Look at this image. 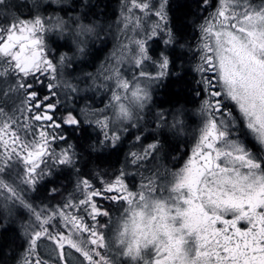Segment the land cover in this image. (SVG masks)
Wrapping results in <instances>:
<instances>
[{"label":"snow or ice","instance_id":"obj_1","mask_svg":"<svg viewBox=\"0 0 264 264\" xmlns=\"http://www.w3.org/2000/svg\"><path fill=\"white\" fill-rule=\"evenodd\" d=\"M118 7L0 0V264H264V0Z\"/></svg>","mask_w":264,"mask_h":264},{"label":"trees","instance_id":"obj_2","mask_svg":"<svg viewBox=\"0 0 264 264\" xmlns=\"http://www.w3.org/2000/svg\"><path fill=\"white\" fill-rule=\"evenodd\" d=\"M98 6L103 10V15H105L108 19H111V15L109 14L110 10H113V5L115 0H96ZM119 5V0L117 1L116 5ZM110 8L109 10H107ZM106 51V50H105ZM102 52V51H101ZM105 53V52H104ZM163 95V89L161 90ZM3 240H0V243H3Z\"/></svg>","mask_w":264,"mask_h":264},{"label":"rangeland","instance_id":"obj_3","mask_svg":"<svg viewBox=\"0 0 264 264\" xmlns=\"http://www.w3.org/2000/svg\"><path fill=\"white\" fill-rule=\"evenodd\" d=\"M117 1H118V0H115L114 5H113V10H110V12H109V14L111 15V19H114V18H115V17L112 15L114 12L117 13V14H118V12H119L118 4L116 5ZM109 9H110V8H108L107 10H109ZM109 19H110V18H109ZM111 19H110V20H111ZM107 47H108V49H110V48L112 47V41H111V40L109 41V44H108ZM104 52H105V50L102 51V52L100 53L101 59L103 58V55L105 54Z\"/></svg>","mask_w":264,"mask_h":264}]
</instances>
